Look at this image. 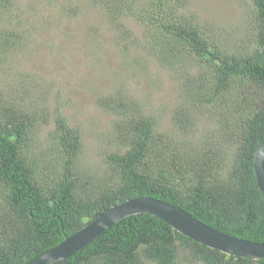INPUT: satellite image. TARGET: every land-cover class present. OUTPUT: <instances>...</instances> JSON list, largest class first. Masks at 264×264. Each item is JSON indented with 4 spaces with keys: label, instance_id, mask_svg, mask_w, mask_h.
<instances>
[{
    "label": "trees",
    "instance_id": "obj_1",
    "mask_svg": "<svg viewBox=\"0 0 264 264\" xmlns=\"http://www.w3.org/2000/svg\"><path fill=\"white\" fill-rule=\"evenodd\" d=\"M18 1L0 0V65L27 38L9 27L22 18ZM90 1L108 7L116 22L134 14L147 27L146 46L174 72L179 100L168 130L159 131L155 117L133 99L117 92L100 99L116 117V146L100 169H89L81 127L57 113L50 140L36 144L34 135L48 121L32 107V95L17 87L0 93V264H23L111 206L139 196L180 206L222 233L264 243V197L253 166L264 141V0H251L249 28L232 35L236 42L173 16L170 0ZM196 113L212 115L216 127L194 141L187 135ZM58 264H264V258L227 255L141 213Z\"/></svg>",
    "mask_w": 264,
    "mask_h": 264
},
{
    "label": "rangeland",
    "instance_id": "obj_2",
    "mask_svg": "<svg viewBox=\"0 0 264 264\" xmlns=\"http://www.w3.org/2000/svg\"><path fill=\"white\" fill-rule=\"evenodd\" d=\"M17 3L22 18L9 27L27 38L0 65V93H11L17 87L18 92L32 95V107L48 121V128L43 126L34 135L36 144L50 140L49 129L55 115L61 113L71 126L83 129L84 165L100 169L106 153L116 146V117L101 107L100 99L115 92L133 99L142 112L155 117L159 131L168 130L180 87L171 68L148 50L147 27L136 15L116 22L108 7L90 0ZM169 5L173 16L211 26L232 41L234 33L243 36L249 28L251 0H170ZM183 66L188 61L183 60ZM193 116L189 140L216 127L212 115Z\"/></svg>",
    "mask_w": 264,
    "mask_h": 264
},
{
    "label": "water",
    "instance_id": "obj_3",
    "mask_svg": "<svg viewBox=\"0 0 264 264\" xmlns=\"http://www.w3.org/2000/svg\"><path fill=\"white\" fill-rule=\"evenodd\" d=\"M256 180L264 197V141L253 155ZM141 213H149L168 223L174 230L230 256L264 258V243L246 240L222 233L180 206L152 196L129 198L111 206L79 230L67 235L54 248L23 264H58L104 233L119 221Z\"/></svg>",
    "mask_w": 264,
    "mask_h": 264
}]
</instances>
